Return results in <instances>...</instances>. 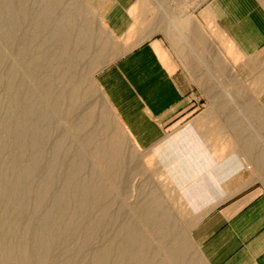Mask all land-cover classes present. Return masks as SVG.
I'll list each match as a JSON object with an SVG mask.
<instances>
[{
	"label": "crops",
	"instance_id": "obj_1",
	"mask_svg": "<svg viewBox=\"0 0 264 264\" xmlns=\"http://www.w3.org/2000/svg\"><path fill=\"white\" fill-rule=\"evenodd\" d=\"M60 3L76 62L97 64L98 51L115 66L101 81L137 142L159 143L201 100L228 113V125L204 115L186 124L157 159L197 214L191 234L204 264H264V0H127L107 9L118 16L102 39L89 35L81 6ZM223 127L227 137L206 135Z\"/></svg>",
	"mask_w": 264,
	"mask_h": 264
},
{
	"label": "bare ground",
	"instance_id": "obj_2",
	"mask_svg": "<svg viewBox=\"0 0 264 264\" xmlns=\"http://www.w3.org/2000/svg\"><path fill=\"white\" fill-rule=\"evenodd\" d=\"M60 2L0 0V264H194L148 179L125 203L139 164L97 124Z\"/></svg>",
	"mask_w": 264,
	"mask_h": 264
},
{
	"label": "rangeland",
	"instance_id": "obj_3",
	"mask_svg": "<svg viewBox=\"0 0 264 264\" xmlns=\"http://www.w3.org/2000/svg\"><path fill=\"white\" fill-rule=\"evenodd\" d=\"M61 1L62 3H70L75 6H81L83 9L80 11V18L85 20L88 24L92 25L91 33L89 34L91 37L95 36L98 38H101V32L103 31L104 34H108L107 32L113 31L111 23L108 21L115 22L117 20V13L111 9L112 7L116 5H123L125 1L127 0H43V4L47 3L49 5H52V3ZM130 1V0H129ZM152 1L155 3L156 0H147ZM98 5H102V11L96 10L98 8ZM106 6V8H105ZM110 7V8H109ZM52 8V7H51ZM50 13L53 12L52 9L49 10ZM104 22V24H101ZM102 30V31H101ZM113 34V32H112ZM97 55L94 57V59L97 61V64H94L90 67L89 72L87 73V78L84 82V89L86 87L90 88L89 93L93 92V96L90 93L87 95V100L92 104V106L96 109L97 115H102L104 121H98L97 124H106L110 125L112 128L111 132H115L117 135H114L113 139L117 140V143L122 149V152L125 154L126 157H135L137 158L138 164H139V170L133 174L129 180H128V186H127V196L125 203H133L136 201V198L138 196V187H140L141 180L143 178L148 179L151 186L155 190V194L157 195L158 199H161V204H164L167 206V208L170 211L171 217L174 219V221H177L180 225L183 226L186 232V252L190 257V260L194 264H204L198 254V249L196 247V244L193 239V235L191 234V230L194 227V221L197 220L195 210H190L185 207H183V204L181 202V198L177 195L175 189L173 188L170 178L166 176L167 173V166L168 162L164 159H157V157H164L163 154H158L159 147L164 144V141L171 138V136H183L182 134V127H184L186 124H191L192 122H195L198 117L204 115L207 121H220V123L228 125V119L229 115L225 111L219 113V114H213V112H208V109H212L213 105H210L208 102H203V100L198 102L197 108L196 106L190 107L188 110L186 116L179 119L176 123L173 124V126L168 127L165 126L161 132H160V139L158 138L159 143L155 144H148V143H139L137 142V139L133 137L131 133L128 132V129L123 127L125 125V122L119 117L118 112L112 107V105L109 104L108 99V92H106L104 88V84L101 81L103 75L111 68L115 67L113 64L110 65L109 63L100 64V58H101V52H96ZM10 59V58H9ZM13 61V59H12ZM86 85V86H85ZM88 86V87H87ZM17 85H14L13 93L17 91ZM92 90V91H91ZM14 93V94H15ZM91 98V99H90ZM94 99V100H93ZM229 98L227 96L222 97V100L228 104ZM96 105V106H95ZM100 105V106H99ZM99 106V107H98ZM192 108L194 110H192ZM218 108V107H217ZM98 109V110H97ZM102 111V112H101ZM209 115V116H208ZM214 115L215 118H212ZM105 117V118H104ZM228 118V119H227ZM67 118H62L61 120V130H67L72 131L74 128L71 125V121H68ZM181 129V130H180ZM114 130V131H113ZM117 131V132H116ZM219 129L213 130L211 128H207L206 135H210L211 137H220L222 134L227 137L228 129L227 128H221L222 133H219ZM143 140V139H142ZM141 140V141H142ZM148 140V139H144ZM125 148V149H124ZM225 148V147H224ZM126 150V151H125ZM223 152V149H221ZM122 156H124V154ZM127 153V154H126ZM227 153V152H226ZM130 154V156H129ZM132 155V156H131ZM124 156V157H125ZM170 168V165H169ZM44 185V184H43ZM42 187V183L38 182L33 186L35 190ZM137 194V196L135 195ZM116 195L114 196V198ZM57 197L55 196L54 199ZM163 199V200H162ZM120 201V200H119ZM43 203H46L45 199L43 200ZM200 214H198L199 216ZM197 216V217H198Z\"/></svg>",
	"mask_w": 264,
	"mask_h": 264
}]
</instances>
